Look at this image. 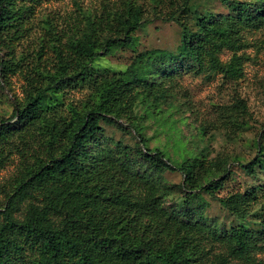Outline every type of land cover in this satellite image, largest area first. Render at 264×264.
Listing matches in <instances>:
<instances>
[{"label": "trees", "instance_id": "16d2710c", "mask_svg": "<svg viewBox=\"0 0 264 264\" xmlns=\"http://www.w3.org/2000/svg\"><path fill=\"white\" fill-rule=\"evenodd\" d=\"M41 1L0 0V34L18 31ZM192 1L182 0L180 7L185 9ZM222 1L228 14L200 16L196 28L179 20L182 32L177 52L143 51L123 72L95 75L93 64L134 44L133 33L144 23L140 5L131 4L111 16L87 17L84 28L69 40L70 56L56 49L57 70L43 74L44 86L35 88L15 109V122H0V167L19 147L13 140L16 134L25 146L24 155L32 141L39 139L42 144L29 154L34 160L22 164L0 210V264H228L220 254L215 256L218 262L207 261L203 235L224 243L232 257L254 255L261 236L248 228L219 230L203 224L191 208L175 214L163 207L160 192L167 187L153 174L168 170L180 171L190 188L200 187L216 196L224 179L198 184L197 159L175 164L165 151L149 147L137 124L133 125L140 148L131 159L151 172L133 167L127 146L120 150L124 159L101 146L102 122L135 119L139 99L149 103L152 97L154 101L168 98L162 80L151 73L166 72L168 66L177 69L187 62L199 68L208 63L230 77L242 75L244 55L238 52L244 32L264 26V0ZM176 14L169 19L176 20ZM225 49L232 51L227 63L220 58ZM16 65L2 60L0 76ZM68 85L91 90L80 106L66 105L61 98ZM258 148L259 154L244 166L251 174L264 168L260 141ZM258 199L255 188L219 198L224 208L241 219Z\"/></svg>", "mask_w": 264, "mask_h": 264}, {"label": "rangeland", "instance_id": "374dc122", "mask_svg": "<svg viewBox=\"0 0 264 264\" xmlns=\"http://www.w3.org/2000/svg\"><path fill=\"white\" fill-rule=\"evenodd\" d=\"M181 2L42 0L18 31L0 34V62L13 60L17 64L14 70L0 76V122L17 120V117L12 119L15 109L23 106L35 88L44 86L43 74L57 70L56 49L70 56L69 40L84 28L87 17L111 16L123 12L131 4L143 8L144 23L133 33L134 44L116 49L93 64L95 75H104L125 71L138 54L146 50L177 52L182 32L179 20L196 28L195 21L200 16L229 13L222 0H194L185 9L180 7ZM174 12L178 20L169 19ZM238 53L244 55L239 77L214 71L208 63L199 68L187 62L177 69L168 66L170 69L166 72L160 69L159 73H151L154 79L162 80L168 98L154 101L152 97L149 103L139 99L135 119L102 122L105 138L101 146L112 149L121 158L124 153L120 150L127 146L131 150L129 161L133 167L140 172H151L135 158L131 159L140 148V137L134 130L137 124L149 147L165 151L175 164L197 159L194 175L198 184L222 177L223 186L213 196L200 187L190 188V183L185 185V176L180 171L153 174L167 187L160 195L163 207L169 212L178 214L188 207L211 228L230 231L233 227H246L261 236L254 255L250 259H240L232 257L224 243L203 235L201 245L207 251L208 262H218L215 256L220 254L226 257L228 264H264V168H257V173L251 174L244 167L259 154V141L264 150V26L244 32V45ZM231 55L232 51L225 49L220 58L227 63ZM90 92L88 87L68 85L61 98L66 105L80 106ZM13 140L19 147L13 149L0 167V210L15 187L22 164L25 160L32 162L34 158L29 154L42 145L39 139L32 141L28 154L24 155L25 146L18 134ZM118 144L121 147L118 148ZM99 146L96 143L94 148ZM262 158L264 160V151ZM252 188L258 192L259 199L244 219L224 208L219 200Z\"/></svg>", "mask_w": 264, "mask_h": 264}]
</instances>
